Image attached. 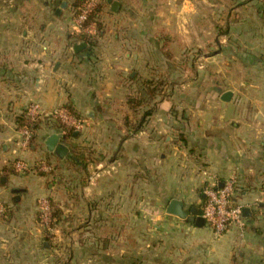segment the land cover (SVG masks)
<instances>
[{
  "label": "crops",
  "instance_id": "0c3cea01",
  "mask_svg": "<svg viewBox=\"0 0 264 264\" xmlns=\"http://www.w3.org/2000/svg\"><path fill=\"white\" fill-rule=\"evenodd\" d=\"M74 1L0 0V202L5 205L0 264H264V206L254 203L264 192V0H100L97 21L102 29L96 45L87 44L77 54L71 44L85 42V37L76 32ZM114 2L117 12L111 11ZM192 2L200 13L187 16L185 8ZM165 6L178 13L177 35L170 32L173 15L161 14ZM90 26L96 33L95 23ZM191 32L198 47L209 48L187 85L194 93L160 100L139 132L125 127L127 99L137 95L143 81L161 75L164 84L174 85L172 79H181L177 77L183 76L179 72L184 66L172 64L168 51L177 40L186 42ZM156 55L162 61L158 70ZM224 92L232 94L229 102L220 100ZM70 103L80 120L71 116L78 124L73 138L59 143L68 154L70 146L85 148L83 172L79 165L67 168L65 158L58 159L44 146L49 135L62 136L44 118ZM33 104L42 123L36 145L20 151L28 173L3 174L21 137L16 118ZM46 154L54 164L61 161L53 182L40 174H47L40 168L46 165ZM94 171V184L84 180L81 189L75 177ZM64 175L72 189L65 194H99L109 203L108 217L100 223L107 230H121L126 200L133 232L140 186L156 194L160 206L177 199L186 210L200 213L204 189L232 179L235 201L250 216L244 218L242 235L231 228L216 236L205 225L199 228L166 214V207L142 206L146 242L142 248L130 242L137 248L126 251L130 254L116 237L48 239L45 233L56 231L38 224L35 201L64 194L59 181ZM13 189L24 190L17 201ZM84 210L85 216L94 214ZM68 212L80 218L75 208ZM75 222L65 225L75 230Z\"/></svg>",
  "mask_w": 264,
  "mask_h": 264
},
{
  "label": "rangeland",
  "instance_id": "374dc122",
  "mask_svg": "<svg viewBox=\"0 0 264 264\" xmlns=\"http://www.w3.org/2000/svg\"><path fill=\"white\" fill-rule=\"evenodd\" d=\"M166 8L165 10L162 9L161 10V14H167V15H173L174 17V22H171L172 24H170L172 26V28L170 29V32L176 34L177 30H178V13L175 12V14L168 12V7H164ZM185 12L187 14V16L189 15H195V14H199V7L194 6V3L192 2L191 6H187L185 8ZM73 14V12H72ZM185 14V13H184ZM98 22V21H97ZM96 23V22H95ZM101 27V23L98 24ZM156 26L161 28V26H163V24H157ZM96 27V25H95ZM94 27V28H95ZM70 31H68L67 33H69ZM95 32V31H94ZM91 33L90 36V40H92L93 45H96V34L98 33L96 31V33ZM156 34H158L156 32ZM196 33L195 32H191L188 33V38H186V42L185 41H181L182 43L178 44V40L176 42H174L170 49V57H168L169 61L174 64L177 63L178 67H182L184 66V68H180V72L182 74L183 72V76L177 77V78H181L179 80H174L172 79L175 84L174 85H169L165 82H163L162 80V76L160 75L159 77L156 75V78L153 79L152 81V90H156L158 92V96H156L153 100H150L149 103L146 104V102L143 104V106L138 107L137 109H135V107L133 108V110H129L128 111V115L130 116V113L132 115H134L136 112L138 114H141L142 112L146 111V110H151L152 112L155 111L158 107V103L160 100L162 99H168V97H170V95L173 94H177V98H185L186 96L191 95L192 93H194V88L191 86H187L189 83H191V81L194 79L195 74L198 71V67L199 65H201V63L204 62V58L206 56L203 55L202 52H206L209 48L208 46L206 47H201L204 48L201 50L197 40H196ZM177 35V34H176ZM159 36H162V34L160 33ZM74 38L72 35L69 36V39ZM157 37V35H156ZM207 43V42H206ZM205 45H209V42ZM183 44H185V50H183L184 52L182 53V46ZM204 45V46H205ZM200 48V49H199ZM200 51H197V50ZM72 51V50H71ZM156 69L158 70L159 65H161L162 61H159L158 59H160V56L156 55ZM207 62V61H206ZM193 84V83H192ZM137 91V89H136ZM135 95H133V97L130 98H134ZM134 105V104H133ZM179 106V104H175L172 105V108H175ZM27 111V110H26ZM140 113H139V112ZM137 114V115H138ZM124 119V118H123ZM70 127H73L75 129V126L72 125H68ZM26 152L30 151V148H28L27 150H25ZM85 154V153H84ZM86 155V154H85ZM89 158V157H88ZM14 159H16V157H13V162ZM19 160H21L22 162H24V164H26V162L24 161V159L20 156V158L18 157ZM12 162V161H10ZM54 164V162H50V165ZM27 165V164H26ZM46 166V165H45ZM48 166V165H47ZM28 169L29 167H27L26 171L23 172H18L14 170V173L12 175H20L23 176L24 174L28 173ZM38 169V168H37ZM36 169V170H37ZM80 170V169H79ZM18 172V173H17ZM45 173H48V171H44ZM82 172V170H81ZM88 173H85L84 176L80 175V176H76V182L78 184V186L82 189L85 181L87 180L88 183H93L95 182V178H97V173L96 171L91 172V174L88 176ZM91 178L93 180H91ZM85 180V181H84ZM68 178L64 175V177L62 178V180L60 181V185L64 191V194H51L49 195V197H42V198H46L48 201L51 200L53 202V204L55 206H59L58 208H60V211L62 212V214L65 216V218H67V215H69L68 210L75 208L76 213L80 216V218H76V217H71L69 218V222L70 225L74 224L75 222V226H78L77 229L72 230V229H68L66 222H68L66 219L63 222H60L58 225L51 227V229L55 230V233H48L46 232L45 235L50 238H59L61 237H65L66 235L68 236H72V235H77L79 240H86V239H90L95 238V239H101L103 240L104 238H106L107 240H114L115 237L116 239H120L118 242L119 245H122V250L125 251L124 253L127 252H133L132 249L136 252L137 248L136 246L134 247V245H136V243L138 244V248H142L145 246V242H146V218L145 215L143 214V207H156V208H160V210H164L165 209V204H162V206H160V203L158 201H155V195L156 194H150V192L148 193L147 191L144 190V188L142 186H140L141 190L139 194V200L137 202V207H139L138 211H137V221L134 223L133 225V232L130 230V221H129V211H127L129 209L128 204L129 202L126 204V200L123 201V212H122V218H123V224L121 227V230H117L115 231L114 229L112 230H107L104 229L103 226L104 225H100V223L102 222L103 219L106 220V217H108V215H105L106 209L108 208V204L106 202V200H100V195L99 194H73L74 199H70V194H65L66 192V188H68V191L70 190V192L72 191V189H69L70 187L68 186ZM148 193V194H146ZM41 199V198H39ZM39 199H36L35 204L37 207V222L39 225L41 224L40 221V217H39V204L38 201ZM1 203V202H0ZM5 205L3 203L0 204V209L2 210V212L0 213V216H2L3 210H4ZM84 208L93 210L94 214L92 215V217L90 216H85V210ZM112 208V207H111ZM142 210V211H141ZM187 211L189 212V208H187ZM92 212V213H93ZM140 212V213H139ZM92 218V220H91ZM76 219V220H74ZM113 219V217H112ZM113 222V221H112ZM264 224V223H263ZM100 229L102 230H97L98 227H100ZM261 226L264 228V225L261 224ZM108 228V227H107ZM104 229V230H103ZM44 230L45 227H44ZM60 237V238H61ZM136 238L138 241H136ZM262 240H264V237L262 238ZM133 243L132 245L129 246V244ZM264 242V241H262ZM118 244H116L115 246H118ZM114 245V244H113ZM112 247V245H110ZM110 246L108 245V249L110 248ZM108 251V250H107ZM111 251H114V248H112ZM113 253V252H112ZM111 254V253H110ZM126 254H130V253H126ZM264 254V251L263 253ZM262 257H264L262 255Z\"/></svg>",
  "mask_w": 264,
  "mask_h": 264
},
{
  "label": "built area",
  "instance_id": "2783aa9c",
  "mask_svg": "<svg viewBox=\"0 0 264 264\" xmlns=\"http://www.w3.org/2000/svg\"><path fill=\"white\" fill-rule=\"evenodd\" d=\"M100 0H86L82 8L79 10L74 24L77 33H81L84 36H88L92 33V28L83 27L87 21L88 15L92 12L95 6ZM38 105L33 104L27 109V117L29 121H34L38 116ZM52 116L61 120L66 125H72L77 127L78 124L73 118L64 110L55 111ZM20 141L18 142V148L15 149L12 154L14 159V169L18 172L26 171L27 165L24 164L20 158V151H25L29 148V140L31 138V132L26 127L20 129ZM41 170L49 171L51 168L47 165H41ZM92 180V178H91ZM235 186L234 180L230 179L225 182H215L212 185L207 186L203 191L204 201L200 210V217L204 220V225L210 228L214 235L220 236L227 232L229 229L234 228L240 235L243 234L245 223L242 216V210L244 206L238 204L235 201ZM255 205L264 206V192L259 198L255 200ZM39 204V217L43 227L50 230L48 227L50 223V205L46 198H41L38 201ZM2 210L0 209V213Z\"/></svg>",
  "mask_w": 264,
  "mask_h": 264
},
{
  "label": "trees",
  "instance_id": "16d2710c",
  "mask_svg": "<svg viewBox=\"0 0 264 264\" xmlns=\"http://www.w3.org/2000/svg\"><path fill=\"white\" fill-rule=\"evenodd\" d=\"M85 1L86 0H75L72 3L74 19L76 18L79 10L84 5ZM101 10H102V7H101V4L99 2L95 6V8L92 10V12L88 15L87 21L84 23L83 27L87 28V27H89V25L91 23L96 22L95 23L96 31L99 32L102 28L98 25L99 23L97 22V18H98L99 13L101 12ZM84 37H85L84 41L90 45L92 43V41L89 39V37H87V36H84ZM152 84H153L152 81H143L142 84L137 88V95L133 99L128 97L127 105H128L129 110H133L134 107H135V109H137L138 107L143 106V104L145 102L147 104L150 102V100H153L156 96H158V92L156 90H152ZM63 109L70 116H72L74 119L80 120L79 115L73 109L71 103L64 106ZM152 113L153 112L151 110H146V111L142 112L141 114H138L136 112L134 115H132L130 113V116H126L123 119V125L125 127H129L131 129H133V132H139L144 128V126L147 123V119L152 115ZM43 121L46 123V125L49 129H51L57 133H62L64 143L65 142L68 143L69 140L71 138H73V134L75 132V129L73 127H70V126L66 125L65 123L61 122V120H59L58 118H56L54 116H49V117H45ZM41 123L42 122H41L39 117H37L34 121H29V118L27 117V111L26 112L24 111L19 117L16 118V124H17L18 128L26 127L31 132L32 136L29 140V148L36 145L35 133L40 128ZM69 149H70V152L65 157V159L63 161L64 165L67 168H68V166L76 168L79 165L78 168L80 169V171L82 170V172H83L84 168H85V167H83L85 164V158H84L85 157L84 153L86 151L85 148L82 146H74V147L70 146ZM52 160L53 159L49 156V154H46L45 163L51 169L48 171L47 174L40 173L41 175L52 177L50 180L51 182H53V179H54L53 176L55 174V171L57 169H59L58 164L61 162V161L56 160L55 164L50 165V162ZM13 168H14V162H9L7 167L5 166L4 169L2 170V172H3V174L6 173L8 175H12L14 173ZM60 179L62 180V177H60ZM61 180H59V181H61ZM235 188H236V186H235ZM66 191L68 192V188H66ZM70 199H74L73 194H70ZM49 205H50V223H49L48 227L51 228L53 226H56L60 222L65 221L66 219H68L67 220L68 222H66V223H69V218H71L70 215H67V218H65V216L60 211V208H58L59 206L58 205L55 206L51 200H49Z\"/></svg>",
  "mask_w": 264,
  "mask_h": 264
},
{
  "label": "water",
  "instance_id": "95a60500",
  "mask_svg": "<svg viewBox=\"0 0 264 264\" xmlns=\"http://www.w3.org/2000/svg\"><path fill=\"white\" fill-rule=\"evenodd\" d=\"M65 4L63 3L61 5V8H64ZM119 4L117 2H114L111 5V11L117 12L118 11ZM87 47V43L81 42V43H72L71 44V50L74 54H77L82 49ZM232 94L230 92H224L220 100L223 102H229ZM63 140V137L59 134H51L49 135L45 141L44 146L47 152L53 153L57 156L58 159H63L68 154V148L64 144H60L59 141ZM22 189H13L11 190V193L15 195V201L18 199V195L23 192ZM166 214L175 216L181 219H186L190 223L194 224L196 227L202 228L204 226V220L199 215V210L197 208H191L189 212L184 208L183 202L172 199L167 204ZM242 216L244 218H247L250 216V210L248 208H244L242 210Z\"/></svg>",
  "mask_w": 264,
  "mask_h": 264
}]
</instances>
